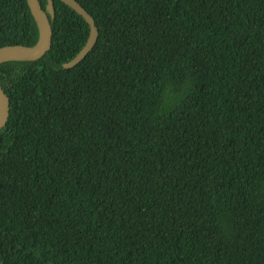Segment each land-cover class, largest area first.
<instances>
[{"label": "trees", "instance_id": "obj_1", "mask_svg": "<svg viewBox=\"0 0 264 264\" xmlns=\"http://www.w3.org/2000/svg\"><path fill=\"white\" fill-rule=\"evenodd\" d=\"M53 1L0 62V264H264V0H77L73 67ZM39 37L0 0V47Z\"/></svg>", "mask_w": 264, "mask_h": 264}, {"label": "water", "instance_id": "obj_2", "mask_svg": "<svg viewBox=\"0 0 264 264\" xmlns=\"http://www.w3.org/2000/svg\"><path fill=\"white\" fill-rule=\"evenodd\" d=\"M29 7L38 23L40 37L36 44H9L0 47V62L7 59H38L42 57L52 45L53 29L47 11L55 15L54 1L48 0L43 8L39 0H27ZM81 14L90 27L89 37L81 50L66 64L73 67L93 48L98 39V29L92 15L77 0H61ZM10 112V101L7 93L0 84V129L7 123Z\"/></svg>", "mask_w": 264, "mask_h": 264}]
</instances>
